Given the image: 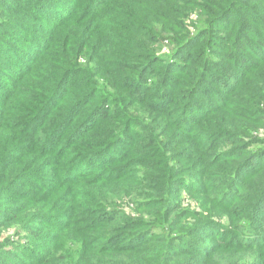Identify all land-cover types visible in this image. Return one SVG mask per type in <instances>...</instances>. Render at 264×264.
<instances>
[{
  "label": "trees",
  "instance_id": "trees-1",
  "mask_svg": "<svg viewBox=\"0 0 264 264\" xmlns=\"http://www.w3.org/2000/svg\"><path fill=\"white\" fill-rule=\"evenodd\" d=\"M255 27L264 0H0V264H264V87L230 81L264 77ZM236 91L251 114L201 132Z\"/></svg>",
  "mask_w": 264,
  "mask_h": 264
},
{
  "label": "rangeland",
  "instance_id": "rangeland-1",
  "mask_svg": "<svg viewBox=\"0 0 264 264\" xmlns=\"http://www.w3.org/2000/svg\"><path fill=\"white\" fill-rule=\"evenodd\" d=\"M121 1L122 0H117V2H119V3ZM78 20H80V22H78ZM96 20L97 19L95 18V21ZM74 21L77 22V23H81V24L84 23V21L82 20V15L78 16L77 19L74 20ZM249 22L250 23H253L254 20L251 19ZM23 23L27 27H31V26L32 27H35L36 26L39 29H42L43 31H41V32H35V33H39V34L44 33L46 36H52L55 39V41H57V42H60V36L59 35L65 37V35L69 31L73 30L74 28L76 29L78 27V25L69 24L68 26L64 27L60 31L59 30H55V32H53L52 34H49V32L52 30V27H49V26L44 25V23L43 22H40L39 20H37V22L35 23V25L34 24H30L27 21H23ZM257 28L258 27H255V30H257L256 32L259 35L264 36V33H260ZM96 34H97V30L93 33V36H95ZM54 49H58V47L57 48L55 47ZM161 53H162V51H159L158 50V54H161ZM251 66H247V65L243 66L242 69L240 70V72L237 73L236 75H234V77H232L230 79V81H231V83H235L236 84L238 81H240L245 76L243 78V80L245 82V85H246V83L247 84H255V89H254V92L253 93H255L254 96L257 97L258 95L261 94V89L264 87V85L262 84L264 82V77L263 78H260L261 76H258V70H256V69L254 71L250 72ZM12 68H14V69L16 68V64L15 63L13 64ZM233 70L234 69H232L230 71L233 72ZM242 75H244V76L242 78H240V76H242ZM238 90H239V88L237 89V91ZM237 91H236V94H235V97H237V99L235 98L234 100L228 99V96H227V98L226 99H223L222 102L216 103L215 102V99L217 98V96L211 97V104H212L211 106H215L214 107L215 113L214 114H210L208 116V118L202 122V124H204V123L205 124L203 125L202 128L199 129L201 132L210 133L211 130H213L217 125H223L224 123L228 122L232 117H234L233 116V112H239V113L244 112L246 114H251L250 113V110H251L250 107L240 108L241 105L238 106L239 103H240L239 100L242 99L243 95L242 94H237ZM209 95L212 96V94H209ZM204 110H205V107L202 105V103H200L199 106H197L194 110H192V118L193 119H195L196 117L200 118L199 115ZM244 113L241 114V115H244L245 116L246 114H244ZM203 115L204 114H201V117ZM252 119L254 120V118H252ZM242 122H241V124H243ZM190 126L193 128L192 132L198 130V126L194 122L191 123ZM139 132L142 133V131H139ZM261 132H262V134H264V130H261ZM142 135H144V133ZM190 135L191 134H188V133L187 134H184L183 135V138H181V141H178L177 144L175 145V147L182 152L181 153L182 155H180V156L182 158H184L185 160H188V162L191 161L192 159H194V154H196V152H200V154H201L202 157L205 156L204 150H202L201 148H198L197 147V145L195 144V142L191 139ZM133 137L134 136H132L131 138H133ZM138 138H139V136L137 137V139ZM190 140H192L191 147L189 146ZM248 140H249L248 143H251L252 140H254V139L250 137V138H248ZM181 143H182V145L183 144H186L188 147L182 146ZM194 145H195V147H194ZM254 148H255L254 145H251L250 147H248V149H251V150H253ZM126 152L128 153V155L125 156V159L123 160V163H120V164L114 163V164H112L109 167V169L107 171V174L113 173L114 171L117 172L123 166H129V164H127V162L132 159L131 158L132 155L130 154L129 149H127ZM137 152H138L137 155H139V153H141V150L138 148L137 149ZM233 159H235V158H233ZM125 163H126V165H124ZM224 166H226V165H224ZM90 167H91L90 165L85 166L84 168L81 169V171L79 173L87 172V170ZM185 178L188 180L187 182H192V180H190V177L189 176H187ZM208 178H207V181L210 182V184H212V180L211 179H208ZM83 179H85V178H81L80 181L83 180ZM89 179H92V177L91 178H87L86 181H89ZM70 186H72V185H66L65 184V187H70ZM226 186L227 185H225V186L223 185V186H218L217 187V186L213 185V188H215V191H216V197L218 199H221V197L225 194V192H227L226 191V189H227ZM244 186L245 185H243V187ZM240 189H241L240 186H236V187H234L232 189V191L238 192ZM246 189H248V188H246ZM47 195H49V194H47ZM186 196H187V194H186ZM187 200H190L192 202V205L194 207H198L199 202H197V200H195L194 197H192L191 199H187ZM213 200H214V192L212 193V191H209L208 199H206V200L200 199L199 201H200V204L202 202H204V203H207V206H210V204H214V201ZM242 202H245V198H243L241 196L240 199L234 204L233 209H235V210L238 211L241 208V205L240 204ZM237 204H239L240 206H238ZM246 204L247 203H244V206ZM259 226L260 227H264V223H260ZM260 227L253 228V231H252V233H250L249 236L250 237H254V236H257L258 234H262V231H261ZM253 232H255L256 234H253ZM222 235H225V234H222ZM198 239L205 240V239H203V236H199L197 238V240H196L197 242H198ZM250 240H253V238H250Z\"/></svg>",
  "mask_w": 264,
  "mask_h": 264
}]
</instances>
